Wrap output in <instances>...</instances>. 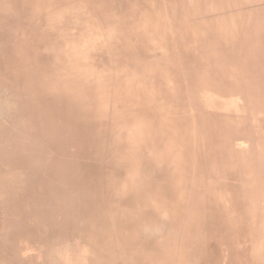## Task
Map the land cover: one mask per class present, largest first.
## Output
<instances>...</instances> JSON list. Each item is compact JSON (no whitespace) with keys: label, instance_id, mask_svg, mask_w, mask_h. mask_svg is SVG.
I'll list each match as a JSON object with an SVG mask.
<instances>
[{"label":"crops","instance_id":"obj_1","mask_svg":"<svg viewBox=\"0 0 264 264\" xmlns=\"http://www.w3.org/2000/svg\"><path fill=\"white\" fill-rule=\"evenodd\" d=\"M114 4V13L128 15L124 28L132 30L135 40L136 30L150 23L165 29L168 36L153 45L162 51L169 44L177 46L178 56L167 54L175 69L162 68V79L146 85L142 71L140 100L127 84L108 90L99 84L45 85L47 93L57 95L51 110L60 111L52 115L66 119L70 131L47 134L43 150L22 142L20 136L15 139L18 150L29 153V160L14 161L17 182L30 191L28 198L20 192L15 197L19 207L13 209V217L19 224L26 212L22 201L29 205V243L22 242L21 225L7 231L0 227L2 264H211L207 243L191 246L192 234L203 233L207 220L222 229L225 213L242 222L264 220L263 199L259 209L233 212L228 136L220 130L228 118L225 96L264 92V74L230 73L228 53L221 48L205 51L212 44H248L247 24L259 21L264 0H114ZM210 24L222 29L224 42L220 35L202 36ZM231 30H236L237 38ZM184 44L189 48L179 46ZM86 120L92 121L87 129ZM36 205H44L43 212ZM100 235L95 246L90 243V237ZM106 236L111 237L110 248L102 242ZM12 238L18 246L13 254L7 247ZM227 245L225 240L222 264H229ZM46 253L50 258L45 262Z\"/></svg>","mask_w":264,"mask_h":264},{"label":"rangeland","instance_id":"obj_2","mask_svg":"<svg viewBox=\"0 0 264 264\" xmlns=\"http://www.w3.org/2000/svg\"><path fill=\"white\" fill-rule=\"evenodd\" d=\"M56 1L59 0H0V196H3L0 227L7 231L21 225V239L25 243H28L29 205L22 201L20 207H26V212L19 224L18 218L13 217V209L18 211L19 205L15 203L18 193L28 198L30 190L24 184L19 188V171L14 160H29V153L23 149L19 151L15 139L20 136L22 142L43 150L47 134L70 131L63 122L66 119L52 115L60 111L51 110L50 102L57 95L47 93L45 85L99 84L108 90L110 86L114 89V86L127 84L134 92L132 96L140 100V73L145 74V85L156 84L162 79L159 75L162 68L175 69L167 54L178 56L177 46L173 44L165 51L153 45L161 41L164 34L168 36L163 27L153 23L136 30L139 39H133L132 30L124 28V20L128 24L130 19L125 12L114 13L113 6L121 8L114 0H61L59 4ZM257 16L259 21L247 24L250 28L248 44H252V50L246 51L248 44H230L223 49L228 53L226 65L230 73L264 74V52L255 51L264 48V10L258 11ZM136 20L139 21L138 13ZM222 32L220 28L213 29V36L220 35L224 42ZM230 32L237 38L236 30ZM184 45L179 46L189 48ZM156 51L159 53L153 54ZM62 54L67 59L61 57ZM147 55L150 60H146ZM63 69L66 72H59ZM225 98L228 118L220 130L228 136L229 201L234 213H249L254 206L259 209L260 200H264V92H230ZM52 124L55 129H51ZM91 124V120H86V129ZM35 136L39 139H34ZM20 154L22 157L18 156ZM36 206L43 212L44 205ZM40 218L38 226L43 225V217ZM203 227V233L192 234L191 246L207 243L211 264H222L224 240L227 236L235 240V234L229 230L231 227L223 225L222 229L217 222L209 223L208 220ZM260 236L264 238V231L252 238L240 264H264V259L256 260L257 252L250 248L257 247L254 242L257 243ZM7 247L13 254L18 246L12 240Z\"/></svg>","mask_w":264,"mask_h":264},{"label":"bare ground","instance_id":"obj_3","mask_svg":"<svg viewBox=\"0 0 264 264\" xmlns=\"http://www.w3.org/2000/svg\"><path fill=\"white\" fill-rule=\"evenodd\" d=\"M61 1V0H59ZM59 1H56L58 4H59ZM108 7V6H107ZM49 17V15H48ZM214 24H210L209 26V29H205L203 32H202V36L205 37V38H210L211 36H213V29H217V27L219 26H213ZM22 29V28H21ZM19 32V31H18ZM24 32V31H23ZM26 34V33H25ZM29 34V33H28ZM22 36V35H21ZM34 36V35H33ZM47 36V35H46ZM19 38V37H18ZM27 38V37H26ZM38 38V37H37ZM57 38V37H55ZM35 39V38H34ZM54 39V38H53ZM21 41V40H20ZM53 41V40H52ZM59 41V40H58ZM15 42V41H14ZM59 43V42H58ZM68 43V42H67ZM82 44V43H81ZM80 45V44H79ZM246 45V44H244ZM82 46V45H81ZM80 46V47H81ZM250 46H252V44H248V46H245L246 47V51L248 50H252V48H250ZM78 47V46H77ZM83 47V46H82ZM63 48V47H62ZM220 48L221 49H225L227 48L226 46H223V44H212L210 46H206V50L207 52H220ZM243 48V47H242ZM66 49V48H65ZM64 49V50H65ZM245 50V48H243ZM63 51V50H62ZM83 51V50H82ZM256 52H259V54H263L264 52V48H260V49H256L255 50ZM65 52V51H64ZM67 53V52H66ZM79 53V52H78ZM56 56V55H55ZM81 56V55H80ZM83 56V55H82ZM87 56V55H86ZM61 57H63L64 59H67L64 57V54L61 55ZM62 58V60H63ZM262 58V57H261ZM34 60V59H33ZM54 60V59H53ZM84 60V59H83ZM55 63V62H54ZM65 63V62H64ZM88 63V62H87ZM55 65V64H54ZM72 69V68H71ZM66 72V70H60L59 72ZM75 71V70H74ZM83 71V70H82ZM72 72V71H71ZM79 72V70H78ZM95 77V76H94ZM54 78V77H53ZM91 78V77H90ZM32 80V79H31ZM88 82V81H87ZM92 82V81H91ZM92 85V84H91ZM81 88V87H80ZM73 92V91H72ZM84 92V91H83ZM69 93V92H68ZM83 95V94H82ZM93 95V94H92ZM67 96V95H66ZM105 96V95H104ZM141 96V94H140ZM263 97V95L261 96ZM92 98V97H91ZM68 99V98H67ZM204 99H206V97H204ZM64 102V101H63ZM67 102V101H66ZM79 104V103H78ZM84 105V104H83ZM83 107V106H82ZM87 107V106H86ZM35 110V109H34ZM211 111V110H209ZM208 112V111H207ZM207 128V126H206ZM15 162L19 161L17 164H20V160H14ZM22 161V160H21ZM27 161V160H25ZM23 165V164H21ZM228 209H230L228 207ZM117 216V215H116ZM228 216V218H227ZM225 217L227 219H225V223L224 221L223 222V225L226 227V228H229V230H232L233 233L235 234L236 236V239H232V236L228 237L225 239V240H228V257H229V264H240L242 262V258L245 257V253L246 251L249 250V245L251 244L252 240L254 239L253 237L258 235L259 233H261V231H264V220L260 221L259 223H256L254 220H251V221H247V220H244L245 222H242V221H238V218L237 217H233L231 214H226L225 213ZM17 218V217H16ZM118 218H121L122 219V216H118ZM118 222H122V224H124V221L122 220H118ZM102 223V222H101ZM35 225V224H34ZM119 225V224H118ZM116 225L118 228L119 226ZM95 227V226H94ZM93 227V228H94ZM92 229V228H91ZM104 232H107L106 229L108 228H104ZM19 230V229H18ZM44 230V229H43ZM95 230V229H94ZM93 230V231H94ZM99 230V229H98ZM96 230V231H98ZM109 230V229H108ZM20 231V230H19ZM35 231V230H34ZM44 232V231H43ZM108 232H112V231H108ZM20 234V233H19ZM92 234H95V233H92ZM99 234V233H98ZM102 234V233H101ZM110 234V233H109ZM35 235V234H34ZM19 236V235H18ZM38 236V235H37ZM193 236H194V233H193ZM103 237V236H102ZM202 237V236H201ZM204 237V236H203ZM37 238V237H36ZM39 238V236H38ZM91 239L89 240L90 243L94 242V246L96 245V242H97V239L99 238V240H101V235L96 237V236H93V237H90ZM222 238V237H221ZM253 238V239H252ZM14 240V239H12ZM31 240V239H30ZM29 240V241H30ZM224 240V241H225ZM111 237H107L104 238V240L102 241L103 244L105 242V244L107 245L108 248H110V245H111ZM214 242V241H213ZM29 243V242H28ZM34 243V242H33ZM42 243V242H41ZM217 243V242H216ZM224 243V242H223ZM23 244V243H22ZM27 244V243H26ZM218 244V243H217ZM225 244V243H224ZM254 244H257V247L255 249H252V246L250 247L252 252L253 251H256L257 254H256V260L258 261H262V259H264V238L263 237H259L258 240H257V243L254 242ZM219 245V244H218ZM20 246V245H19ZM29 246V245H28ZM23 247V246H22ZM104 247V246H103ZM193 247V246H192ZM95 249V248H94ZM99 249V248H98ZM97 249V250H98ZM101 252V251H100ZM32 253V252H31ZM36 253V252H35ZM220 253V252H219ZM255 253V252H254ZM253 253V254H254ZM167 254V253H166ZM34 255V254H33ZM250 255V254H249ZM47 256V257H46ZM24 257V256H23ZM28 258V257H27ZM33 258V257H32ZM45 258V262L47 260H49L50 256H49V253H46L44 254V257ZM34 259V258H33ZM213 260V259H212ZM33 261V260H32ZM28 262V261H27ZM49 263V262H48ZM46 263V264H48ZM18 264V263H17ZM37 264H40L39 262ZM49 264H52V263H49ZM214 264V262H213Z\"/></svg>","mask_w":264,"mask_h":264}]
</instances>
